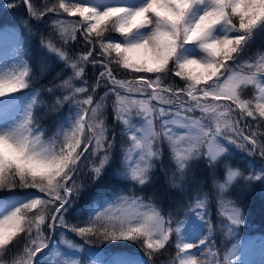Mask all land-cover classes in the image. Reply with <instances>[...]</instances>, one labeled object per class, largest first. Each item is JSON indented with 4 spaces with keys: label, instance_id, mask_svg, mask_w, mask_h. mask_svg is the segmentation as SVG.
I'll return each instance as SVG.
<instances>
[{
    "label": "snow or ice",
    "instance_id": "snow-or-ice-1",
    "mask_svg": "<svg viewBox=\"0 0 264 264\" xmlns=\"http://www.w3.org/2000/svg\"><path fill=\"white\" fill-rule=\"evenodd\" d=\"M21 6L26 16L2 30L18 42L12 64L0 65V264H49L50 254L53 264H81L56 250L53 237L59 234L68 250L83 251L65 232L85 245L124 241L143 253L112 252L92 264H156V255L170 245L175 253L169 264H241V242L231 243L221 258L214 235L218 224L227 237L238 235L245 223L240 207L233 203L224 223L212 219L207 192L167 208L166 194L153 193L146 202L141 193L157 162L168 175L165 143L175 165L170 187L185 196L182 182L193 161H203L215 174L230 145L264 161V132L244 119L264 127V51L248 56L251 43L264 33V0L3 5ZM49 13L54 18L45 21L50 32L41 35L40 47L60 67L54 78L60 83L33 88L31 20ZM74 42L84 50L74 52ZM89 65L97 72L93 82L86 77ZM99 89L104 92L97 99ZM245 89H253L250 98L242 95ZM44 93L53 99L50 107ZM109 96L115 97L111 135L105 122ZM66 104L68 115L55 119L49 136L41 120ZM109 169L120 183L101 184L78 204L88 185ZM239 175L228 169L226 183L218 185L221 198ZM244 180L245 187L264 183V168ZM9 253L11 260L5 259Z\"/></svg>",
    "mask_w": 264,
    "mask_h": 264
},
{
    "label": "trees",
    "instance_id": "trees-1",
    "mask_svg": "<svg viewBox=\"0 0 264 264\" xmlns=\"http://www.w3.org/2000/svg\"><path fill=\"white\" fill-rule=\"evenodd\" d=\"M32 2L37 8H40L43 6L45 0H32ZM52 2H54V0H48V3H52ZM15 3L20 4V0H15ZM13 9H17L20 13H22L23 16H26V11L23 6L19 8H13ZM13 9L5 8L3 12V16L0 17V19L2 21H7L11 23L15 22L16 17L13 16V14L11 13ZM4 13H7V14H4ZM49 18H54L53 14L49 13L48 16L45 17L44 20H39V21H36L34 24H31L32 34L28 37V39L31 42L30 43V59H31V70H32L31 75L33 76V86L37 88H40L41 86H48L50 82L54 81V78L57 76V73L60 71V67L52 65L40 47L41 35H43L45 38L49 36L50 23H47V24L45 23V21H50ZM34 21L35 19L31 20V22H34ZM72 50L74 52L83 51L84 50L83 45L80 43L74 42ZM258 51H264V33H259L254 39V41L251 43L248 49V56L254 57ZM96 75H97V72L95 71V69H93L92 66L89 65L88 68L86 69V77L89 80V82H93ZM62 78H66V77H62ZM118 78H121V77L118 76ZM174 79L179 81V78H174ZM54 82L56 84H59L60 80L55 79ZM75 83L79 85L80 81H76ZM100 90L102 89L98 90L97 99L100 96L99 94ZM252 91L253 89H245L242 95H244L245 98H250ZM43 95L46 100V103L50 107L51 103L53 102V99H49L47 93H44ZM44 111H47V109H44ZM67 112H68V105L66 104L64 107H62L59 110V112H54V113L49 112L48 115L44 116V118L41 120V124L47 130V134L49 136L55 130V126H56L54 123L55 119L57 117L64 116ZM236 114L239 115L238 109L236 110ZM244 119L249 124H251L253 128H255L258 132H264V127L257 128L256 121L252 120V118L245 117ZM105 122L109 128V135H111V129L114 124L112 110L105 112ZM117 132H119V128H117ZM250 157H255L256 160H258L259 162H264V161H261L258 155L250 156ZM160 174H163V172L160 171ZM191 179L194 180V177H192ZM109 182L120 183V181H117L111 175L110 171L107 170L104 176L101 178V180L97 182V184L88 185V187L82 193L81 199L78 201V204H83L87 200L89 193L91 191H94L98 186H100L101 184H108ZM186 185L190 186L188 184ZM252 186H253V191H246L243 188L240 193H237L232 197L235 206L242 208L241 211L244 214V220H245V223L241 225L236 231L237 233H240V232L245 233V231H249V234L257 231V233L261 232L262 234H264V183H261L260 181H254L252 183ZM153 193H156L157 196L166 194V198L163 203V206L165 208L170 206V202H174L173 206L183 205L186 203V201L184 200V197L186 196L183 194L182 191L178 192L177 189L171 188L170 180L165 175H161L157 178H152L151 184L145 187L144 192L141 193V195L144 196L145 201L147 202L148 198L153 196ZM212 219L214 221H223L224 223H227V219L223 218L220 214L213 216ZM70 220L73 223L75 222L74 218H70ZM214 234L215 235L223 234L225 236L223 237L225 239V243L231 241V239H236V237L234 238L227 237L222 227L219 224L217 225ZM65 236H68L70 240L73 241L75 244L82 245L83 251L80 253V256H79L80 261L82 259L85 261V258L87 257L85 249L89 247L100 248V249H103L104 251H114V250L126 249L132 252L134 251L141 252L136 244L130 243V242L121 241V242H116V243L106 242V243H96L93 245H85L83 244V241L79 237L75 236L71 232H65L64 237ZM53 239L56 241V247L58 245L59 246L61 245L60 243L61 237L59 234L55 235ZM171 251H172L171 246H168L165 250H162L160 253H158L156 255V264H169V262L174 259V255L171 253ZM223 252H224L223 250L221 252H218L221 258H222ZM12 258H13L12 253H9V255L5 257V259L7 260H11Z\"/></svg>",
    "mask_w": 264,
    "mask_h": 264
},
{
    "label": "rangeland",
    "instance_id": "rangeland-1",
    "mask_svg": "<svg viewBox=\"0 0 264 264\" xmlns=\"http://www.w3.org/2000/svg\"><path fill=\"white\" fill-rule=\"evenodd\" d=\"M88 1L90 2V0ZM2 30L3 29L0 30V65H11L12 62L15 60L13 50L16 47V44L18 41L16 39H12V38L5 37L4 35H2ZM105 104H106V108H105V111H106L110 108V105L108 102H105ZM14 115H18V112L14 113ZM249 164H251L250 161H249ZM251 168L252 167L250 166V169ZM260 170H261L260 167L255 168L256 173H259ZM196 173L198 174L201 173V170L196 169ZM244 177L246 176H240V179L244 180ZM218 201H219L218 206L227 215V213L230 211V208L232 206L231 203L228 202L227 200H224L221 197L218 198ZM247 241L248 239H245L241 244H244ZM226 247H228L227 243H223L222 240L219 241L218 248L224 251ZM242 248H245L246 252H245L244 257L242 256L240 258L241 264H264V240H260V239L257 240V237H256L252 242H247V245L246 244L242 245ZM59 251L61 253H67V255L72 259H74V256H75V259L78 260L79 252L68 250L66 245L64 244H61V247H59ZM89 252L91 253V257H92L90 259L89 264H92V261H105L106 260L105 259L106 255L102 253L101 251L89 250ZM108 256H111V253H108ZM47 259L50 260L51 264H53L56 257L54 254H50Z\"/></svg>",
    "mask_w": 264,
    "mask_h": 264
}]
</instances>
